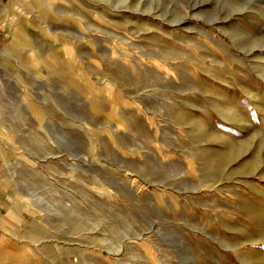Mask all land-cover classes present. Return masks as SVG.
Wrapping results in <instances>:
<instances>
[{
    "label": "rangeland",
    "instance_id": "obj_1",
    "mask_svg": "<svg viewBox=\"0 0 264 264\" xmlns=\"http://www.w3.org/2000/svg\"><path fill=\"white\" fill-rule=\"evenodd\" d=\"M0 264H264V0H0Z\"/></svg>",
    "mask_w": 264,
    "mask_h": 264
}]
</instances>
